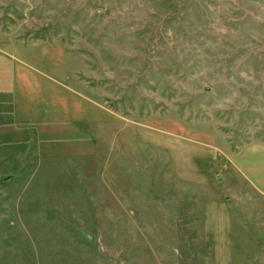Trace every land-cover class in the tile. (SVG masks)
Returning <instances> with one entry per match:
<instances>
[{
	"label": "rangeland",
	"instance_id": "1",
	"mask_svg": "<svg viewBox=\"0 0 264 264\" xmlns=\"http://www.w3.org/2000/svg\"><path fill=\"white\" fill-rule=\"evenodd\" d=\"M0 45V264H264V0H0Z\"/></svg>",
	"mask_w": 264,
	"mask_h": 264
},
{
	"label": "crops",
	"instance_id": "2",
	"mask_svg": "<svg viewBox=\"0 0 264 264\" xmlns=\"http://www.w3.org/2000/svg\"><path fill=\"white\" fill-rule=\"evenodd\" d=\"M29 50L22 55L13 46L0 45V151L4 143H29L36 132L30 87L37 71Z\"/></svg>",
	"mask_w": 264,
	"mask_h": 264
}]
</instances>
